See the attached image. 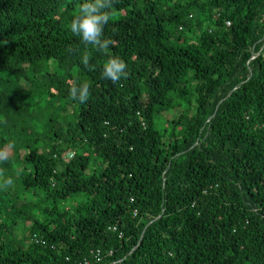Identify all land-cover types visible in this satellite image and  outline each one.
<instances>
[{"label": "trees", "instance_id": "1", "mask_svg": "<svg viewBox=\"0 0 264 264\" xmlns=\"http://www.w3.org/2000/svg\"><path fill=\"white\" fill-rule=\"evenodd\" d=\"M82 2L0 0V264H264V0Z\"/></svg>", "mask_w": 264, "mask_h": 264}, {"label": "clouds", "instance_id": "2", "mask_svg": "<svg viewBox=\"0 0 264 264\" xmlns=\"http://www.w3.org/2000/svg\"><path fill=\"white\" fill-rule=\"evenodd\" d=\"M114 0H83L78 6V12L70 22L71 32L80 38V42L85 45V53L82 63L89 66L90 55L87 47L93 46L97 51L107 53L113 41L104 36V27L110 19V11L113 8ZM129 72L127 64L116 55H110L103 65L102 78L112 81L114 84L122 79H127ZM90 95V84L83 82L78 86L70 88L69 96L72 100L87 102ZM8 159L4 151H0V163ZM18 174V173H17ZM11 177L5 175V170L0 168V187L7 189L13 185Z\"/></svg>", "mask_w": 264, "mask_h": 264}, {"label": "built area", "instance_id": "3", "mask_svg": "<svg viewBox=\"0 0 264 264\" xmlns=\"http://www.w3.org/2000/svg\"><path fill=\"white\" fill-rule=\"evenodd\" d=\"M66 157L69 159L71 157V154L67 153ZM133 215H135L134 212H133ZM112 230H114V228H112ZM109 255H110V252L108 253V256ZM100 259H101V254L99 253V251H94V252L90 253L89 259H83L82 261L78 262L77 264H98L100 262Z\"/></svg>", "mask_w": 264, "mask_h": 264}, {"label": "rangeland", "instance_id": "4", "mask_svg": "<svg viewBox=\"0 0 264 264\" xmlns=\"http://www.w3.org/2000/svg\"><path fill=\"white\" fill-rule=\"evenodd\" d=\"M174 116H175V114H172V113H171V114H168L166 117H167V118H171V117H174ZM164 117H165V116H164Z\"/></svg>", "mask_w": 264, "mask_h": 264}]
</instances>
